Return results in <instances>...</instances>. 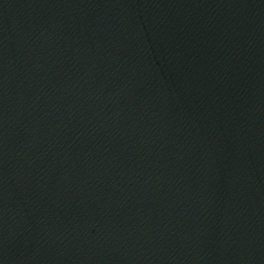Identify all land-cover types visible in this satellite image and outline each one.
<instances>
[{
  "label": "water",
  "instance_id": "1",
  "mask_svg": "<svg viewBox=\"0 0 264 264\" xmlns=\"http://www.w3.org/2000/svg\"><path fill=\"white\" fill-rule=\"evenodd\" d=\"M0 264H264V0H0Z\"/></svg>",
  "mask_w": 264,
  "mask_h": 264
}]
</instances>
